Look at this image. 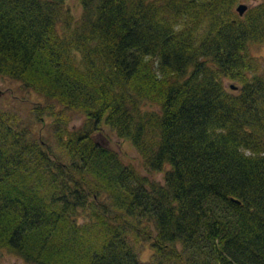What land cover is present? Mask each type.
Masks as SVG:
<instances>
[{
  "label": "trees",
  "instance_id": "1",
  "mask_svg": "<svg viewBox=\"0 0 264 264\" xmlns=\"http://www.w3.org/2000/svg\"><path fill=\"white\" fill-rule=\"evenodd\" d=\"M66 1L0 0V76L59 105L42 109L59 114L58 152L0 110V249L29 264H264V65L248 54L264 0L241 16L240 0H78L77 18ZM69 114L84 120L68 129ZM103 125L142 171L95 140Z\"/></svg>",
  "mask_w": 264,
  "mask_h": 264
},
{
  "label": "rangeland",
  "instance_id": "2",
  "mask_svg": "<svg viewBox=\"0 0 264 264\" xmlns=\"http://www.w3.org/2000/svg\"><path fill=\"white\" fill-rule=\"evenodd\" d=\"M260 1L261 0H240V3L254 6ZM66 6L76 18L79 17L81 13V4L78 0H67ZM248 54L255 57L262 66L264 65V43L250 44L248 46ZM224 82L225 86L232 89L234 81L225 79ZM0 90L2 91V95L0 96V110L15 113L18 119H20L24 125L28 126L37 137L47 140L54 150L58 152L59 149L54 132L57 130L55 118L59 114L55 113V117H51L46 113V110L44 112L42 109L44 105L48 104L49 107H53L54 111H56L59 109V105L55 102L47 101L38 92L24 87L21 82L7 77L0 76ZM39 110H42V115L39 114ZM83 120L84 116L81 114H69L62 118V122L65 123L68 129L77 128ZM94 137L98 143L104 144L117 152L124 163L131 164L142 171L141 160L135 148L128 141L118 138L114 131L108 126L103 125L99 133L95 134ZM151 177L154 181L159 183L163 182V172L154 173ZM141 249L140 259L149 260L152 253L150 243L144 242ZM0 264L29 263L14 254L0 249Z\"/></svg>",
  "mask_w": 264,
  "mask_h": 264
},
{
  "label": "water",
  "instance_id": "3",
  "mask_svg": "<svg viewBox=\"0 0 264 264\" xmlns=\"http://www.w3.org/2000/svg\"><path fill=\"white\" fill-rule=\"evenodd\" d=\"M248 8V5L246 4H243V3H240L236 6V11L237 13L241 16L244 14V12L247 10ZM2 95V91L0 90V96Z\"/></svg>",
  "mask_w": 264,
  "mask_h": 264
}]
</instances>
